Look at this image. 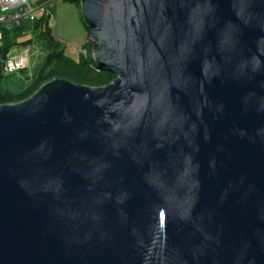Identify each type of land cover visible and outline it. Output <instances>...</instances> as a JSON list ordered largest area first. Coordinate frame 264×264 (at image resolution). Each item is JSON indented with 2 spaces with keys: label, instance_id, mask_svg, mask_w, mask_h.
Here are the masks:
<instances>
[{
  "label": "water",
  "instance_id": "water-1",
  "mask_svg": "<svg viewBox=\"0 0 264 264\" xmlns=\"http://www.w3.org/2000/svg\"><path fill=\"white\" fill-rule=\"evenodd\" d=\"M106 86L0 105V264H264V0H80Z\"/></svg>",
  "mask_w": 264,
  "mask_h": 264
},
{
  "label": "trees",
  "instance_id": "trees-1",
  "mask_svg": "<svg viewBox=\"0 0 264 264\" xmlns=\"http://www.w3.org/2000/svg\"><path fill=\"white\" fill-rule=\"evenodd\" d=\"M66 1L74 3L80 0ZM32 29L34 31L44 29L41 37L46 40L51 53L46 57L44 65L31 84L18 93H11L3 88V79H6V76L3 74L2 65L0 64V105L24 101L31 97L42 85L54 79H64L77 85L89 87L106 86L115 79V76L104 67L98 66L91 56L84 59L80 58L79 61L66 56L64 49L52 37L51 30L47 27L45 20H39L35 23L24 22L20 27L11 31H4L0 60L3 61L5 59L10 49L16 46L18 38L23 33Z\"/></svg>",
  "mask_w": 264,
  "mask_h": 264
},
{
  "label": "rangeland",
  "instance_id": "rangeland-1",
  "mask_svg": "<svg viewBox=\"0 0 264 264\" xmlns=\"http://www.w3.org/2000/svg\"><path fill=\"white\" fill-rule=\"evenodd\" d=\"M51 12L53 27L49 26V28L52 36L64 49L66 56L75 61L90 56L93 59V43L90 38V29L83 20L81 1L65 3L63 0H53ZM28 39H31L30 44L19 47L20 52H23L20 56L26 59L25 68L3 79V88L11 93H18L29 86L44 65L46 57L51 53L46 40L42 37L34 34Z\"/></svg>",
  "mask_w": 264,
  "mask_h": 264
},
{
  "label": "built area",
  "instance_id": "built-area-1",
  "mask_svg": "<svg viewBox=\"0 0 264 264\" xmlns=\"http://www.w3.org/2000/svg\"><path fill=\"white\" fill-rule=\"evenodd\" d=\"M53 0L33 4L31 0H0V49L3 44V32L20 27L24 22L35 23L45 20L46 25L53 27ZM3 74L10 76L19 73L26 66V59L20 55H7L0 60Z\"/></svg>",
  "mask_w": 264,
  "mask_h": 264
},
{
  "label": "crops",
  "instance_id": "crops-1",
  "mask_svg": "<svg viewBox=\"0 0 264 264\" xmlns=\"http://www.w3.org/2000/svg\"><path fill=\"white\" fill-rule=\"evenodd\" d=\"M32 1V3L33 4H38V3H41V2H44V1H47V0H31ZM63 2H65V3H68L66 0H63ZM44 31V29H42V30H37V31H34L33 29L32 30H28V31H26L25 33H23L21 36H20V38H18V40H17V44H16V46H14V47H12L11 49H10V51H9V55H23V54H21V53H23V52H20V49H19V47L21 46V45H28V44H30L29 42H31V39L29 40L28 39V37L30 36L31 37V35H34V34H37L39 37H41V33ZM53 37V36H52ZM43 38V37H42ZM54 38V37H53ZM44 39V38H43ZM25 40V41H24ZM54 40L56 41V39L54 38ZM57 42V41H56ZM25 51V50H24Z\"/></svg>",
  "mask_w": 264,
  "mask_h": 264
}]
</instances>
